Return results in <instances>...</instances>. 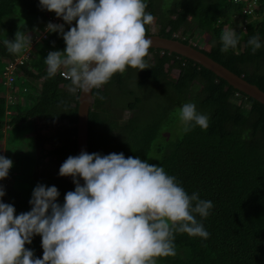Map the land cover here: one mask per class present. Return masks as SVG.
<instances>
[{
  "label": "trees",
  "instance_id": "16d2710c",
  "mask_svg": "<svg viewBox=\"0 0 264 264\" xmlns=\"http://www.w3.org/2000/svg\"><path fill=\"white\" fill-rule=\"evenodd\" d=\"M247 10L255 20L243 16ZM145 11L154 17L145 25V36L156 25V35L194 47L264 93V43L254 53L246 46L253 35L264 42V0H147ZM50 15L54 13L41 10L38 0H0V71L4 62L28 56L26 62L22 58L9 106L0 76V142L2 155L13 162L6 179L0 180L5 190L0 200L12 204L17 214L30 209L28 200L37 183L54 185L61 203L74 189L71 178L57 173L69 155H76L78 94L69 93V82L59 76L46 78L47 53L65 47L60 36L44 30ZM244 20L249 22L239 31L234 22ZM228 27L239 39L235 49L222 53L219 37ZM17 31L30 35V47L9 53L3 41L12 40ZM203 34L208 35V50L201 47ZM144 59L148 69L137 72L132 87H125V81L134 68L126 67L93 88L88 153L138 156L162 166L189 195L196 192L212 202L207 217H195L208 232L207 239L174 232L176 255L158 257L156 264H264V106L175 54L151 49ZM170 71L177 72L172 80ZM158 84L175 113L183 103L193 102L197 111L207 114V129L197 126L167 141L162 137L166 126L160 123L135 126L142 103L135 91ZM25 247L41 257L38 235Z\"/></svg>",
  "mask_w": 264,
  "mask_h": 264
},
{
  "label": "clouds",
  "instance_id": "9594fccd",
  "mask_svg": "<svg viewBox=\"0 0 264 264\" xmlns=\"http://www.w3.org/2000/svg\"><path fill=\"white\" fill-rule=\"evenodd\" d=\"M146 5L147 0H38L41 10L54 13L46 19L45 32L56 33L65 45L63 51H49L44 58L46 78L64 71L68 80L59 78L69 82L67 91L79 95L99 89L126 67L148 69L144 58L151 41L145 25L154 17L145 11ZM243 16L255 20L250 10ZM248 22L235 28L244 31ZM238 39L232 27L226 28L219 37L220 52L235 49ZM3 43L9 53H18L30 47L31 37L17 31ZM262 43L253 35L246 46L254 53ZM23 57L26 62L28 56ZM18 58L4 62L3 68ZM20 66L16 65L9 86L3 68L0 71L7 106L14 100L12 87ZM8 93L12 101L6 104ZM178 120L184 133L197 126L207 129L209 117L197 111L195 103L186 102L178 109ZM12 164L0 155V180L6 179ZM57 174L71 178L74 185L62 203L54 185L40 183L31 191L28 211L17 214L12 204L0 200V264H156L158 257L176 255L174 232L201 239L209 235L195 217H207L212 202L196 192L189 195L162 166L138 156L81 150L69 155ZM4 196L0 185V198ZM37 235L40 258L25 247Z\"/></svg>",
  "mask_w": 264,
  "mask_h": 264
},
{
  "label": "water",
  "instance_id": "95a60500",
  "mask_svg": "<svg viewBox=\"0 0 264 264\" xmlns=\"http://www.w3.org/2000/svg\"><path fill=\"white\" fill-rule=\"evenodd\" d=\"M150 39L149 49L165 51L185 58L213 73L216 77L224 80L232 89L255 100L264 106V93L256 86L244 81L228 71L220 64L214 62L200 51L190 45H184L176 40L161 38L157 35L146 36ZM92 89L88 93H80L77 100V121H76V155L81 150L88 152V113L92 105ZM82 183V182H81Z\"/></svg>",
  "mask_w": 264,
  "mask_h": 264
},
{
  "label": "rangeland",
  "instance_id": "374dc122",
  "mask_svg": "<svg viewBox=\"0 0 264 264\" xmlns=\"http://www.w3.org/2000/svg\"><path fill=\"white\" fill-rule=\"evenodd\" d=\"M173 16V15H172ZM174 17V16H173ZM74 25V24H73ZM234 26L239 27L240 22L235 21ZM233 27V26H232ZM242 27V26H241ZM158 31V27L156 25H153L150 27V33L156 34ZM203 41L201 44L202 49L208 50V46L205 45V43L208 40V35L203 34ZM149 64V63H148ZM3 68V67H2ZM167 70V67H165ZM137 70L134 69L132 72H130V76H135L133 80L132 77H126L125 81V87H132L134 84H136V80L138 78L137 76ZM177 72L176 71H170L168 73V78L173 79L176 77ZM123 87V90L124 88ZM137 92V93H136ZM164 89L162 84L154 85V86H147L142 91H135V95L140 97L142 99V103L138 106L140 108L138 117L135 118V126H142L143 124L149 122V123H160L163 126H166L165 134H162L163 138L167 141L175 140L176 137H179L182 133L180 131L181 125L178 120V111L175 113L172 109L173 103L170 101L169 98H165L164 96ZM122 99V98H121ZM118 104L122 105L124 102L119 101ZM126 114L125 112L123 113ZM165 121V122H164ZM167 123V124H166ZM165 124V125H164ZM47 131L44 130L43 133H46ZM3 141L0 142V154L4 153L3 149ZM10 149V146H6V152L8 153ZM3 151V152H2ZM28 170H32V168H28ZM23 189L30 191V186L23 185Z\"/></svg>",
  "mask_w": 264,
  "mask_h": 264
},
{
  "label": "built area",
  "instance_id": "2783aa9c",
  "mask_svg": "<svg viewBox=\"0 0 264 264\" xmlns=\"http://www.w3.org/2000/svg\"><path fill=\"white\" fill-rule=\"evenodd\" d=\"M21 63H22V57L18 58V59H15L14 61L9 62V63H7L4 66V68H3V76L5 78V85L6 86H9L12 83V81H13L12 74H13V72L15 70V67H16L17 64H21ZM63 72L64 71H58L57 75L60 76L63 79H66L65 76L63 75ZM66 80H68V79H66ZM11 101H12V97L8 93L6 95V104L11 103Z\"/></svg>",
  "mask_w": 264,
  "mask_h": 264
}]
</instances>
